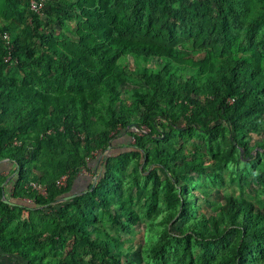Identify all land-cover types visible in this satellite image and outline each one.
Returning <instances> with one entry per match:
<instances>
[{"label": "trees", "instance_id": "16d2710c", "mask_svg": "<svg viewBox=\"0 0 264 264\" xmlns=\"http://www.w3.org/2000/svg\"><path fill=\"white\" fill-rule=\"evenodd\" d=\"M2 166L0 264H264V0H0Z\"/></svg>", "mask_w": 264, "mask_h": 264}, {"label": "rangeland", "instance_id": "374dc122", "mask_svg": "<svg viewBox=\"0 0 264 264\" xmlns=\"http://www.w3.org/2000/svg\"><path fill=\"white\" fill-rule=\"evenodd\" d=\"M132 142H133V140L129 136H127L125 133H123L122 135L118 136V138L115 139V141H114L115 148H112V151L117 152V151L126 149V146L131 145ZM97 157H99V160H101L103 155H99ZM96 162H98L97 159H95V160L92 159L90 162V168L88 170H84L80 174V176H79V178L75 184V191L76 192L85 190L88 187V185L93 180H95L96 172H98V171L100 172L102 169V166L99 164L96 165ZM244 166H246V163L243 160L242 162H240L238 164L231 165V169L243 168ZM10 170H11V168L9 169V166L8 167L7 166L0 167V172H3L4 174H7L10 176L9 181L5 185H7L10 182L12 183L13 176L11 175ZM141 239H142V236H139L137 241H141ZM4 260H5L4 257L0 256V262L2 263ZM10 262H12V261L10 260Z\"/></svg>", "mask_w": 264, "mask_h": 264}, {"label": "built area", "instance_id": "2783aa9c", "mask_svg": "<svg viewBox=\"0 0 264 264\" xmlns=\"http://www.w3.org/2000/svg\"><path fill=\"white\" fill-rule=\"evenodd\" d=\"M47 3V0H31V7L33 10L40 12L41 10L44 9L45 5ZM65 176L61 179V183H64L65 181ZM40 188V187H38ZM42 189V188H41ZM43 192L45 193V190H43Z\"/></svg>", "mask_w": 264, "mask_h": 264}, {"label": "water", "instance_id": "95a60500", "mask_svg": "<svg viewBox=\"0 0 264 264\" xmlns=\"http://www.w3.org/2000/svg\"><path fill=\"white\" fill-rule=\"evenodd\" d=\"M111 149V146H109L108 147V149H107V152L109 151ZM7 160H2L1 162H6ZM95 179H97V177H95ZM9 181V178H7V180L5 181V183L4 184H6L7 182ZM86 192V191H85ZM77 194H72L71 196H66V197H64V198H61L59 201H65V200H67V199H69V198H71V197H74V196H76ZM3 200H4V202H6V203H11V204H13V202H11L10 200H8L5 196L3 197Z\"/></svg>", "mask_w": 264, "mask_h": 264}]
</instances>
